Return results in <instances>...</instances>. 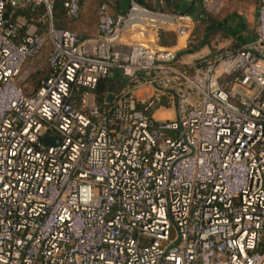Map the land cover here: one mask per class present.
<instances>
[{
	"label": "built area",
	"instance_id": "obj_1",
	"mask_svg": "<svg viewBox=\"0 0 264 264\" xmlns=\"http://www.w3.org/2000/svg\"><path fill=\"white\" fill-rule=\"evenodd\" d=\"M113 4L83 38L53 0H0V264H264V0L254 41L204 58L180 54L193 16ZM81 5L65 0L70 19ZM30 7L43 27L21 34L8 9ZM114 69L124 83L99 103Z\"/></svg>",
	"mask_w": 264,
	"mask_h": 264
},
{
	"label": "trees",
	"instance_id": "obj_2",
	"mask_svg": "<svg viewBox=\"0 0 264 264\" xmlns=\"http://www.w3.org/2000/svg\"><path fill=\"white\" fill-rule=\"evenodd\" d=\"M132 1L151 10L160 9L164 12L179 11L178 6L180 1L177 2L174 0H160V3H164V5H166V8H163L161 7V4L160 6H155L152 5L148 0H114V4L112 6L114 15L126 14L131 6ZM64 2L65 0H53V20L56 27L69 29L74 19H70L68 17L66 9L64 7ZM256 2L260 6L263 0H256ZM31 8L32 7L26 9L9 8L8 16L10 12H13L12 16H9L12 21H16V17L18 16V14H21L24 15L29 20V22H32ZM34 12L36 14H41V12H44V9L40 7L39 9H34ZM202 14L203 16L199 17L198 21L196 22L195 29L192 33L193 43H191V46L189 47L187 52L196 51L200 57L204 58L214 55L215 53H217V51L239 49L243 45L250 43L257 38V26L255 30L250 25L247 18L237 10L230 11L224 16H216L204 9L202 11ZM42 27L43 25L39 23L38 29H41ZM26 31L27 27H22L20 29L21 34H24ZM215 35L219 36V39L221 40L230 41L233 47L225 50L220 48L218 50L216 45L211 46L210 40L212 37H215ZM169 37H171V41L175 43L177 39L175 33L169 31H161L159 34L160 44L166 46L172 45V43H169ZM119 83L123 84L124 78L121 76L119 69H114L112 75L100 82L96 89L98 102L101 103L103 94L107 91L115 90Z\"/></svg>",
	"mask_w": 264,
	"mask_h": 264
},
{
	"label": "rangeland",
	"instance_id": "obj_3",
	"mask_svg": "<svg viewBox=\"0 0 264 264\" xmlns=\"http://www.w3.org/2000/svg\"><path fill=\"white\" fill-rule=\"evenodd\" d=\"M103 0H83L82 2V10L81 14L77 19H74L72 21L71 27L69 29L74 30L78 32L83 38H90L94 37V34L96 33V29L99 28V7L101 5ZM152 5L165 7L164 3H160V0H148ZM113 6V5H112ZM258 7L253 6L250 7V4L247 0H215L213 5L209 7L206 11L213 13L216 16H224L225 14L229 13L230 11L237 10L243 13L244 15L250 14V8H251V14L252 18L254 15H256V11L259 9ZM43 8V7H41ZM39 9V8H38ZM154 11H160L164 12L160 9H154ZM112 12L114 10L112 9ZM42 14H38L37 16L42 17ZM24 22H19L22 27H27V31H31L34 29V25L32 26L31 23L28 24L26 20H23ZM44 23V18H42L41 21H38V24ZM252 27L256 30V22L252 24ZM44 30V29H43ZM134 38L137 40L142 41L143 35L140 32L134 33ZM215 38H217L211 46L216 45L218 49H229L232 48L233 45L230 43V41H224L219 39V36L215 35ZM172 38L169 37V43H172V45L177 44V39L175 43L171 41ZM193 42V41H192ZM222 42V43H221ZM224 42V43H223ZM160 43V42H159ZM174 43V44H173ZM183 43L181 42L180 45ZM191 46V44L189 45ZM188 48V47H187ZM228 51V50H225ZM48 73V48L45 49L39 57L29 59L22 71L21 74V81L22 86L25 88L27 92H32L38 85V82L41 78H43ZM120 82V81H119ZM122 84H118L115 90L121 87Z\"/></svg>",
	"mask_w": 264,
	"mask_h": 264
},
{
	"label": "crops",
	"instance_id": "obj_4",
	"mask_svg": "<svg viewBox=\"0 0 264 264\" xmlns=\"http://www.w3.org/2000/svg\"><path fill=\"white\" fill-rule=\"evenodd\" d=\"M247 1L249 2L251 8H252V5L258 7V3L256 2V0H247ZM178 8H179V11L180 12H184V13H187V14L193 16L196 21H198L199 17L202 14V11L204 10V8L202 6V3H201V0H181L179 2ZM251 8H250V11H249L250 12L249 15L248 14L244 15L240 11H238V12L241 13V14H243L247 18V20H248V22L250 23L251 26H252V24H254V22H256V26H257V11L255 13L256 15H254L253 18H252ZM13 9H18V8H13ZM81 10H82V5H81ZM31 11H32V13H31V15H32V18H31L32 20L31 21L32 22H29V20L24 15H21V14H18V16L16 17V21H18V22H24L23 20H26L28 22V24L31 23L32 26L34 25V26L38 27L39 24H38V21L36 19V17H37L38 14H36L34 12V9L33 8H31ZM12 13L13 12H10L9 13V16L10 17L12 16ZM80 14H81V12H80ZM113 14H114V12H113ZM94 37H100V33H99V30L98 29H96V33L94 34ZM216 39L217 38L212 37L211 40H210V45H212V43ZM163 46H166V45H163ZM168 46H172V45H168ZM188 49H189V47L187 49H182L180 51L181 56L182 55H185L186 53H191V54H196V55L198 54L196 51L187 52ZM182 57H184V56H182ZM151 92H152V89L146 87V88L142 89L141 95H143V96L149 95Z\"/></svg>",
	"mask_w": 264,
	"mask_h": 264
},
{
	"label": "water",
	"instance_id": "obj_5",
	"mask_svg": "<svg viewBox=\"0 0 264 264\" xmlns=\"http://www.w3.org/2000/svg\"><path fill=\"white\" fill-rule=\"evenodd\" d=\"M112 98H113V96L112 95H110L109 97H108V100L109 101H111L112 100ZM60 141V139L59 138H55V139H53V138H50V137H46L45 139H44V142L46 143V144H56V143H58Z\"/></svg>",
	"mask_w": 264,
	"mask_h": 264
},
{
	"label": "bare ground",
	"instance_id": "obj_6",
	"mask_svg": "<svg viewBox=\"0 0 264 264\" xmlns=\"http://www.w3.org/2000/svg\"><path fill=\"white\" fill-rule=\"evenodd\" d=\"M159 116H164V115H168L170 116L172 114V111H158L157 113Z\"/></svg>",
	"mask_w": 264,
	"mask_h": 264
}]
</instances>
